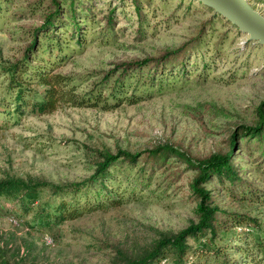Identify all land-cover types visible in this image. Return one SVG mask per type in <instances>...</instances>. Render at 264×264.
Here are the masks:
<instances>
[{
	"label": "rangeland",
	"instance_id": "374dc122",
	"mask_svg": "<svg viewBox=\"0 0 264 264\" xmlns=\"http://www.w3.org/2000/svg\"><path fill=\"white\" fill-rule=\"evenodd\" d=\"M90 1L95 20L87 41L84 46H68L72 53L56 71L107 70L118 61L173 49L194 36L208 18L194 6L187 8V1L167 0L161 15L147 16L142 31L136 32L139 23L129 0ZM247 1L264 16V0ZM31 3L36 0H12L0 17V64L20 57L30 41L29 29L39 25V14L25 9ZM109 5L117 7L114 30L98 36ZM225 30L216 25L211 42ZM226 34L223 57L216 60L203 82L188 80L149 99L109 110L63 105L51 113L18 116L0 108V179L55 184L79 181L91 173L98 149L136 152L168 142L201 157L227 150L232 131L238 125H253L256 107L264 100V46L242 32L228 29ZM4 79L0 72V95L5 93ZM36 90L39 93L42 87ZM238 154L244 159V177L260 184L261 174L253 158ZM192 176L193 171H185L164 197L149 195L140 202L44 225L36 222L34 211L48 199L45 192L29 212L1 198L0 264H123V257L142 255L162 233H178L195 220L193 205L183 197ZM206 187L222 209L259 221L250 226V233L264 234L263 206L232 200L218 184ZM171 260L167 254L161 264H171Z\"/></svg>",
	"mask_w": 264,
	"mask_h": 264
},
{
	"label": "trees",
	"instance_id": "16d2710c",
	"mask_svg": "<svg viewBox=\"0 0 264 264\" xmlns=\"http://www.w3.org/2000/svg\"><path fill=\"white\" fill-rule=\"evenodd\" d=\"M180 1H187V8L194 6L208 14L187 41L149 57L118 61L107 70L62 73L56 69L72 53L68 46H84L87 41L88 29L95 20L92 3L44 0L39 4L36 0L28 6L35 13L25 8L27 13L40 16L39 25L29 29V43L19 58L0 64V72L5 76L0 108L9 113L13 110L18 116L25 112L51 113L63 105L109 110L123 103L149 99L188 80L203 82L216 60L223 57L227 30L241 31L200 1ZM11 2L0 0V17ZM129 3L139 23L136 32L142 31L147 16H159L167 6V0H129ZM116 8L107 7L98 36L113 32L118 18ZM216 25L226 30L217 33L211 42ZM36 87H42V91L38 93ZM226 143L227 150L203 157L168 142L136 152L98 149L94 151L93 168L87 177L58 184L13 177L0 179V199L14 201L29 212L45 192L48 199L34 211L36 222L61 223L97 210L140 202L149 195L164 197L183 173L191 170L193 176L183 190V197L193 205L195 220L178 233H162L142 255L123 257V264H161L167 254L172 256L171 264H264V234L250 233V226L258 225L259 221L244 213L222 209L206 187L218 184L232 200H246L264 207V100L256 107L253 125L236 126ZM238 152L253 158L254 167L261 174L260 184L244 177L241 169L244 159Z\"/></svg>",
	"mask_w": 264,
	"mask_h": 264
},
{
	"label": "water",
	"instance_id": "95a60500",
	"mask_svg": "<svg viewBox=\"0 0 264 264\" xmlns=\"http://www.w3.org/2000/svg\"><path fill=\"white\" fill-rule=\"evenodd\" d=\"M226 18L239 31L264 46V16L247 0H197Z\"/></svg>",
	"mask_w": 264,
	"mask_h": 264
},
{
	"label": "built area",
	"instance_id": "2783aa9c",
	"mask_svg": "<svg viewBox=\"0 0 264 264\" xmlns=\"http://www.w3.org/2000/svg\"><path fill=\"white\" fill-rule=\"evenodd\" d=\"M47 241H48V242H52V239H50V238H47Z\"/></svg>",
	"mask_w": 264,
	"mask_h": 264
}]
</instances>
